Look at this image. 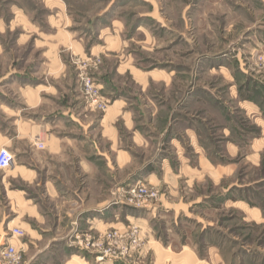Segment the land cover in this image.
I'll return each mask as SVG.
<instances>
[{"label": "rangeland", "instance_id": "1", "mask_svg": "<svg viewBox=\"0 0 264 264\" xmlns=\"http://www.w3.org/2000/svg\"><path fill=\"white\" fill-rule=\"evenodd\" d=\"M84 74L107 105L110 95L123 96L149 139L147 147L133 143L117 122L134 154L128 175L163 157L172 170H191L176 187L134 182L157 192L141 206L125 190L132 185L120 188L119 220L55 237L52 252L36 254L51 237L23 251L9 232L0 247L5 238L16 245L19 264H264V0H0L2 131L12 136L16 127L5 107L38 123L41 111L66 102L98 121L106 109L86 101ZM41 86L47 99L28 108L26 90ZM101 132L97 122L105 147ZM11 148L15 163L38 157L26 139ZM60 244L69 245L66 257Z\"/></svg>", "mask_w": 264, "mask_h": 264}, {"label": "crops", "instance_id": "2", "mask_svg": "<svg viewBox=\"0 0 264 264\" xmlns=\"http://www.w3.org/2000/svg\"><path fill=\"white\" fill-rule=\"evenodd\" d=\"M75 42L79 46L80 42ZM42 87L37 93L34 89L26 90L31 92L30 96L26 95L29 98L26 102L28 108L43 105L47 95L42 92L47 91L46 87ZM50 96H54L51 91ZM110 96L109 104L98 121L94 118L89 120L87 115L79 116L66 102L56 109L41 111L38 123L22 120L18 112L5 107L6 117L12 118V125L16 127L12 136L0 129V148L6 147L15 156L11 141L26 139L29 150L37 152L38 157L21 164L14 162L9 168L0 169L3 172L0 203L5 202L13 213L0 218L2 238L12 227H18L29 237L24 242L18 241L23 251L38 247L34 243L42 237H51L36 249V254L52 252L57 246L58 239L55 237L63 239L95 229L103 231L110 227L112 221L119 220L120 208L114 207L125 204L120 196H116L120 188L143 180L156 186L176 187L182 170H191L189 165L183 164L172 170L163 157L160 161L159 158L154 159L155 163L152 159L140 163L128 175L127 166L133 163L134 154L125 145L117 122L122 119L124 128L131 132L133 143L147 147L149 139L134 128L126 99L121 95ZM97 122L102 127L99 134L106 140L105 147H101L95 139ZM38 143L43 146L39 148ZM22 152L28 158L27 150ZM157 163L161 165L159 168ZM112 182L115 191H112ZM16 205L20 206L19 213ZM6 242H10L8 238L3 243ZM60 245L66 257L70 249L65 246L69 245ZM70 259L72 262L79 260L77 255Z\"/></svg>", "mask_w": 264, "mask_h": 264}, {"label": "built area", "instance_id": "3", "mask_svg": "<svg viewBox=\"0 0 264 264\" xmlns=\"http://www.w3.org/2000/svg\"><path fill=\"white\" fill-rule=\"evenodd\" d=\"M82 87L86 101L90 106L104 111L107 107V101L101 96L100 89L94 80L87 74L82 76ZM42 147V143H38ZM14 163V155L6 147L0 148V169H7ZM129 188V189H128ZM127 193L132 194L134 197H138L135 201V206H141L145 199L156 197L157 192L145 184H135L125 189ZM138 204V205H137ZM11 238L20 240L24 236V232L18 228L13 227L9 230ZM21 261V250L13 243L6 242L0 247V264H19Z\"/></svg>", "mask_w": 264, "mask_h": 264}, {"label": "bare ground", "instance_id": "4", "mask_svg": "<svg viewBox=\"0 0 264 264\" xmlns=\"http://www.w3.org/2000/svg\"><path fill=\"white\" fill-rule=\"evenodd\" d=\"M102 259V257H98V260H101Z\"/></svg>", "mask_w": 264, "mask_h": 264}]
</instances>
